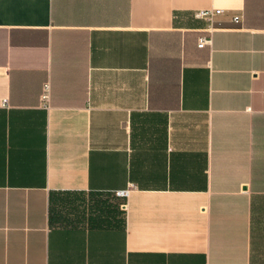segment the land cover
<instances>
[{
	"label": "crops",
	"instance_id": "crops-1",
	"mask_svg": "<svg viewBox=\"0 0 264 264\" xmlns=\"http://www.w3.org/2000/svg\"><path fill=\"white\" fill-rule=\"evenodd\" d=\"M0 264H264V0H0Z\"/></svg>",
	"mask_w": 264,
	"mask_h": 264
},
{
	"label": "rangeland",
	"instance_id": "rangeland-1",
	"mask_svg": "<svg viewBox=\"0 0 264 264\" xmlns=\"http://www.w3.org/2000/svg\"><path fill=\"white\" fill-rule=\"evenodd\" d=\"M105 198L101 201H103L104 204H101L102 206H96V211L100 210V213H102L104 211L107 212V208L111 207V205H115L114 203H116V205L118 204L117 199L115 200L113 197H107L104 196ZM91 201L92 198L90 197H81L78 198L77 201L75 202H69L68 201H62V200H56L53 201L52 204V213L53 215H58L59 220H69L73 218V215L75 212L78 213H83V211H86L87 209H89V211H94L95 206L91 207ZM116 201V202H115ZM67 202V203H66ZM106 202H108L109 204H106ZM101 208V209H100ZM94 211L96 214L98 212ZM100 216V214H99Z\"/></svg>",
	"mask_w": 264,
	"mask_h": 264
},
{
	"label": "built area",
	"instance_id": "built-area-1",
	"mask_svg": "<svg viewBox=\"0 0 264 264\" xmlns=\"http://www.w3.org/2000/svg\"><path fill=\"white\" fill-rule=\"evenodd\" d=\"M219 13H221V10H216V11L203 10V11L198 12L196 14V17L206 19V20H212L213 16L216 14H219ZM211 44H212V38L210 36H202L199 39L198 47L203 48V47H205L207 45H211ZM116 194H117V196H119L121 198H125L128 194V191L122 190V191H118Z\"/></svg>",
	"mask_w": 264,
	"mask_h": 264
}]
</instances>
